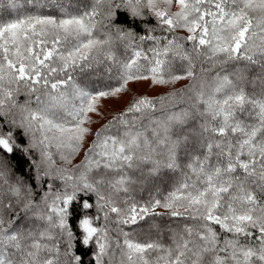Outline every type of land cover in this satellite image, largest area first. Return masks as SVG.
Instances as JSON below:
<instances>
[{"label": "snow or ice", "instance_id": "1", "mask_svg": "<svg viewBox=\"0 0 264 264\" xmlns=\"http://www.w3.org/2000/svg\"><path fill=\"white\" fill-rule=\"evenodd\" d=\"M0 264H264V0H0Z\"/></svg>", "mask_w": 264, "mask_h": 264}, {"label": "trees", "instance_id": "2", "mask_svg": "<svg viewBox=\"0 0 264 264\" xmlns=\"http://www.w3.org/2000/svg\"><path fill=\"white\" fill-rule=\"evenodd\" d=\"M175 10L176 8L174 7L173 11ZM148 23L154 26L153 20L149 19ZM157 34H159V32H157ZM178 34L184 35V36L187 35L186 32H180ZM188 83L189 81L185 80L177 84L176 87H184ZM143 85H147V86H143ZM135 86L136 87L139 86V87L136 90H134ZM129 88H130V91L127 93H121L118 97L102 99L99 102V111L101 114L98 116H94L93 118L94 119V123L92 125L93 131L99 130L104 124H106L114 116L124 111L128 107L129 102L132 100L133 96L146 95L150 98H155L169 91V88H166L163 86H153L150 81H141V82L131 83L129 85ZM21 99H23V97H21ZM110 99H115L117 105H113L111 107H109V105H105V102L111 101ZM90 141H91V137H89V142ZM82 156H83V153L80 154V157L77 158L76 162H79V159L82 158ZM73 224H75V220H73Z\"/></svg>", "mask_w": 264, "mask_h": 264}, {"label": "rangeland", "instance_id": "3", "mask_svg": "<svg viewBox=\"0 0 264 264\" xmlns=\"http://www.w3.org/2000/svg\"><path fill=\"white\" fill-rule=\"evenodd\" d=\"M140 86V85H139ZM138 86V87H139ZM143 86H147V85H143ZM143 86H141V87H143ZM138 87H134V90H136ZM111 101H109V102H105V105H109V107H111V106H113V105H117V103H116V101H115V99H110Z\"/></svg>", "mask_w": 264, "mask_h": 264}]
</instances>
